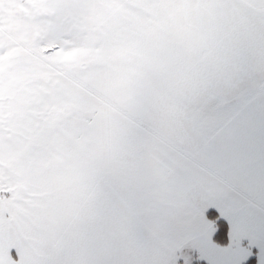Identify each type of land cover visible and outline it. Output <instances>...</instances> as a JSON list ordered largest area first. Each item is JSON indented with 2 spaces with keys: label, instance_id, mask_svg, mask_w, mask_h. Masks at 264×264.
I'll return each mask as SVG.
<instances>
[{
  "label": "rangeland",
  "instance_id": "1",
  "mask_svg": "<svg viewBox=\"0 0 264 264\" xmlns=\"http://www.w3.org/2000/svg\"><path fill=\"white\" fill-rule=\"evenodd\" d=\"M91 1L97 0H0V206L35 218L51 233L82 221L77 228L90 236L100 235L92 214L102 210L110 245L117 232L121 243L153 240L166 247L172 240L152 229L145 210L169 211V228L178 222L183 228L187 192L182 201L178 190L197 166L166 165L184 159L144 137L138 124L164 142L187 145L199 125L202 135L210 133L264 92V11L238 25L236 39L208 43L194 87L137 107L136 113L149 114L134 123L124 120L121 104L141 107L138 97L146 96L124 82L118 59L93 50L95 26L82 24L96 20ZM136 128L140 139L128 136ZM158 193L166 199H155Z\"/></svg>",
  "mask_w": 264,
  "mask_h": 264
},
{
  "label": "crops",
  "instance_id": "2",
  "mask_svg": "<svg viewBox=\"0 0 264 264\" xmlns=\"http://www.w3.org/2000/svg\"><path fill=\"white\" fill-rule=\"evenodd\" d=\"M243 1L244 3L239 0H114L106 3L99 0L91 1L90 9L97 8L95 24L91 20L82 24L89 28L95 26L96 44L95 47L92 46L93 50L106 57L118 59L115 62L118 66L115 67L123 72L124 82L130 85L133 93L138 92L146 96L144 99L138 97V103L139 101L142 103L141 107L136 103H130L129 108L121 104L125 111L120 110L122 114L124 113V120L139 123L141 118L145 115L147 118L149 113H136L137 107L146 109L148 106H154L158 100L165 98L170 90L178 91L184 90L186 86L194 87L198 82L195 78V72L198 70L195 67L208 54L207 44L213 42L214 45V42L216 43L220 38L219 42H222V39L227 42L236 39L234 30L246 22L254 13L253 11H256L258 15L264 11V0ZM81 6L82 10L87 11L89 2H84ZM106 6H109L107 11ZM250 6L252 10L249 14ZM96 89V95L102 98L100 91ZM262 94L264 92L251 98L238 113H243L250 106L258 104ZM108 98L113 97L109 95ZM105 99L108 103L110 102L106 96ZM176 100H172V103ZM236 116L237 113L231 115L221 126L203 135L199 125V128L194 130V139L187 145L184 143L179 145V141L176 140L164 142L160 139L159 133H150L146 131L148 127L140 123L138 125L139 128L146 129L142 131L146 132L144 137L153 138V141L161 148L170 150L174 148L184 159H181L179 163L166 161V165H194L198 170L195 169V173H198L211 163L213 149L219 141L220 130ZM145 122L148 121L145 120ZM139 128L129 130L128 136L140 139L139 136L142 134L139 133ZM175 137L173 134L172 138ZM188 155L192 161H188ZM179 181L172 179L170 182L173 187L175 185L179 187ZM183 184L182 189L179 187L178 198L185 201L184 191L187 192L188 183ZM156 198L163 201L166 195L158 193L155 194ZM145 211L146 221L165 239L172 240L182 228L181 222L174 223V227L169 228L172 224L166 221L167 217L172 216L169 215V211L166 213L153 207ZM92 217L98 219L95 224L98 229L101 227L100 235L90 236L77 228L82 221L75 223L72 227L67 223L64 226L60 225L58 229L55 228L57 231H53L63 245L66 264H152L157 250L164 248L163 241L154 243L153 240H146L140 242H145L144 244H139L134 240L133 242L126 240L121 243L117 240L120 239L117 232L118 237L113 234L110 245V242L104 238L105 212L95 211ZM116 217L118 216L114 211L113 218ZM129 228L133 229L132 232H138L137 227H134L131 222H129ZM126 260L129 263H125Z\"/></svg>",
  "mask_w": 264,
  "mask_h": 264
},
{
  "label": "snow or ice",
  "instance_id": "3",
  "mask_svg": "<svg viewBox=\"0 0 264 264\" xmlns=\"http://www.w3.org/2000/svg\"><path fill=\"white\" fill-rule=\"evenodd\" d=\"M211 163L192 173L185 226L152 264H264V94L218 133ZM0 264H66L59 238L0 207Z\"/></svg>",
  "mask_w": 264,
  "mask_h": 264
}]
</instances>
